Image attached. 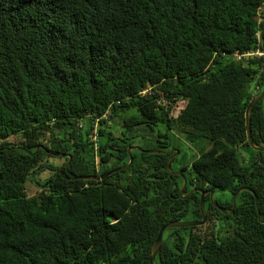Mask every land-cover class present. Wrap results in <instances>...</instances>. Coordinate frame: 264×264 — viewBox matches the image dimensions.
Masks as SVG:
<instances>
[{
    "label": "trees",
    "instance_id": "16d2710c",
    "mask_svg": "<svg viewBox=\"0 0 264 264\" xmlns=\"http://www.w3.org/2000/svg\"><path fill=\"white\" fill-rule=\"evenodd\" d=\"M261 7L0 0V264H151L163 225L186 219V209L200 217L198 198L174 201L183 180L168 171L170 154L133 150L126 169L81 178L126 165L142 139L188 151L171 170L183 164L192 185L216 188L224 209L252 188L264 219V152L251 146L246 120L264 90V59L232 57L255 48L258 31L264 50ZM249 119L253 144L264 147V98ZM206 212L204 225L165 232L156 264H264V223L250 191L233 213L212 202Z\"/></svg>",
    "mask_w": 264,
    "mask_h": 264
},
{
    "label": "water",
    "instance_id": "95a60500",
    "mask_svg": "<svg viewBox=\"0 0 264 264\" xmlns=\"http://www.w3.org/2000/svg\"><path fill=\"white\" fill-rule=\"evenodd\" d=\"M262 98H264V90L259 94L257 95L252 101L251 103L249 104V106L247 107V110H246V120H247V130H248V137H249V142L251 144V146L255 149V150H258V151H263L264 152V147H259V146H256L253 144V141H252V138H251V124H250V112H251V109L253 108V106L259 101L261 100ZM39 147H42V149H44L45 151H47L48 153H51L53 154L54 156H57V157H60V156H63L64 154H55V153H52L51 151H49L48 149H46L44 146H39ZM133 150H137V151H141V152H152V153H162V154H168L170 152H173L169 158H168V162H167V169L168 171H171L172 173H176L178 175H183L182 172L180 171H172L171 170V162H172V159L174 158V152H175V155L179 154L180 153V150L177 149V148H171L169 150H166V151H162V150H145V149H142L141 147L139 146H131L129 149H128V153H129V156H130V160L129 162L126 164V165H123L121 167H118L106 174H103V175H97V176H83L81 178H85V179H92V180H103L105 179L106 177L116 173V172H119L121 170H124L126 169L127 167H129L131 165V163L133 162V156H132V151ZM38 151V148L36 149L35 152ZM71 160V157H69V161ZM1 178V177H0ZM186 186V179L184 178V185L181 189V191L183 190V188ZM242 191H250L254 197H255V201H256V205H257V208H258V217L260 219L261 222L264 223V219H262L261 217V212L259 210V203H258V195L257 193L255 192V190H253L252 188L250 187H242L240 188L235 194H234V197H233V208L231 211H234V208L236 207L237 205V197L238 195L242 192ZM215 192H216V188L212 187L211 188V201L213 203V205H215L219 210L221 211H224L226 212V210H224L216 201H215V198H214V195H215ZM263 194H264V189H263ZM200 209H201V215H202V219L201 220H192V221H178V220H173V221H170L168 223H166L165 225H163L159 232H158V235H157V238L154 242V245H153V248H152V251H151V257H150V263L151 264H156V256L160 250V248L162 247V244H163V239H164V234L167 230L171 229V228H182V227H192V226H201V225H204L207 221V212H206V207H205V193L202 192V195H201V200H200Z\"/></svg>",
    "mask_w": 264,
    "mask_h": 264
},
{
    "label": "flooded vegetation",
    "instance_id": "af4514ba",
    "mask_svg": "<svg viewBox=\"0 0 264 264\" xmlns=\"http://www.w3.org/2000/svg\"><path fill=\"white\" fill-rule=\"evenodd\" d=\"M175 148V147H174ZM173 152H170V153H168V154H172ZM180 154V153H179ZM179 154H177V155H175V152H174V158H176ZM178 158V157H177ZM183 163V162H182ZM176 166H179V169H174V171H180V168H182V166H183V164L182 165H179V163L176 165ZM181 172V171H180ZM174 174H176V173H174ZM182 174H183V172H182ZM178 175V174H177ZM179 177H181V179L183 180V182H182V185H181V188H180V190L179 191H175V193H174V201H175V203H177L178 202V199H179V197L181 198V199H183L184 201H186V202H189V201H191L192 199H195V197L196 198H198V200H199V207H200V200H201V195H202V192H204L205 193V207L208 205V203L209 202H212L211 201V188H208L207 187V185L205 184L204 186H194V185H192L191 184V181H190V179H189V177H185L184 176V174L183 175H178ZM184 178L186 179V186L183 188V190L181 191V189H182V187H183V185H184ZM177 189V188H176ZM243 192V191H242ZM241 192V193H242ZM240 193V194H241ZM239 194V195H240ZM239 195H238V197H239ZM234 197V196H233ZM238 197H237V202H238ZM214 198H216V199H219L220 198V196L218 195V193L217 192H215V195H214ZM233 200V199H232ZM237 206V205H236ZM236 208V207H235ZM234 208V209H235ZM224 209V208H223ZM174 210H176L177 211V206L175 205L174 206ZM224 210H226V212H224V211H222L223 213H233L234 211H231L232 210V208L231 209H224ZM184 212H186V219H184V220H182V221H192V220H201L202 219V215H201V209H200V217H198V218H192V216H191V212H189V210H184ZM183 212V213H184ZM207 222V221H206ZM183 228V227H182ZM177 237H178V232L175 230L174 231V240L175 239H177Z\"/></svg>",
    "mask_w": 264,
    "mask_h": 264
},
{
    "label": "rangeland",
    "instance_id": "374dc122",
    "mask_svg": "<svg viewBox=\"0 0 264 264\" xmlns=\"http://www.w3.org/2000/svg\"><path fill=\"white\" fill-rule=\"evenodd\" d=\"M262 11H264L263 7H261V12ZM180 110H181V106L179 104L178 107L173 109L171 114L176 116ZM12 140L14 141L13 138H12ZM180 143H182V142H180ZM137 144L139 145V147H141L142 149H145V150H152L155 147V145H152V144H145L143 139L141 141H139ZM174 146H175V144L172 143L171 147H169L168 149H163L162 151L169 150L172 147L174 148ZM181 147H186L187 148V145L186 146H181ZM177 157H178L177 161H179V162H183L187 158H191L189 152L184 150V149H182V152ZM47 159L49 160L50 163H53L54 165H59V164L62 163V159H59V158H56V157L47 158ZM47 172L48 171L42 172L41 174H39V176H36L35 180L34 179L28 180V182L26 184L27 191L28 192H32V191H34L36 189H39V186L43 184V180H44L45 174Z\"/></svg>",
    "mask_w": 264,
    "mask_h": 264
},
{
    "label": "built area",
    "instance_id": "2783aa9c",
    "mask_svg": "<svg viewBox=\"0 0 264 264\" xmlns=\"http://www.w3.org/2000/svg\"><path fill=\"white\" fill-rule=\"evenodd\" d=\"M261 18H259V22H261ZM257 38H258V43L255 48L246 50V51H236L232 54V57L240 62H250L253 59H264V50L262 49V35L261 31L257 32ZM258 92V90L255 91V94ZM150 94L151 95V88L148 87V89L142 91V95ZM99 119H97L98 122ZM96 122L95 129L93 131V134L91 136V139L96 141L95 145L97 148V140H98V134H97V129H98V123Z\"/></svg>",
    "mask_w": 264,
    "mask_h": 264
}]
</instances>
